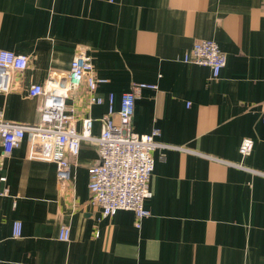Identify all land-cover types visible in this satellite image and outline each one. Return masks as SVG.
Instances as JSON below:
<instances>
[{"label": "crops", "instance_id": "0c3cea01", "mask_svg": "<svg viewBox=\"0 0 264 264\" xmlns=\"http://www.w3.org/2000/svg\"><path fill=\"white\" fill-rule=\"evenodd\" d=\"M200 39L227 56L218 78L181 60ZM0 49L29 57L0 93L6 120L37 124L41 98L30 86L66 75L84 49L106 80L96 92L105 101L89 104L85 84L68 96L77 130L92 117L99 135L108 94L117 113L133 83H151L158 88L140 91L132 130L158 128L166 145L153 152L150 215L138 228L134 211L104 217L91 202L95 144L70 156L61 185L37 135L27 132L9 156L0 139V264H264V0H0ZM245 137L254 148L242 158ZM62 224L69 241L58 238Z\"/></svg>", "mask_w": 264, "mask_h": 264}, {"label": "built area", "instance_id": "2783aa9c", "mask_svg": "<svg viewBox=\"0 0 264 264\" xmlns=\"http://www.w3.org/2000/svg\"><path fill=\"white\" fill-rule=\"evenodd\" d=\"M185 63L206 65L211 69V77L218 78L227 64V56L219 44L212 39L197 40L192 48L181 58ZM29 65V57L11 50L0 49V93H7L13 82V74ZM106 82L95 74L93 58L84 49L77 51L70 63V70L58 79H50L45 84L30 86L29 95L40 97V118L35 125H26L6 120L0 110V139L4 155L9 156L21 145L26 133L37 135L40 143L49 146L48 159L55 163L58 181L61 185L71 179L70 156L76 157L83 141L96 145L100 160L89 169V190L91 202L101 208L104 217L112 216L119 210H132L136 215V226L141 227L144 218L150 215L145 200L151 193L150 179L155 168L153 152L166 146L157 141L160 129L139 134L132 130L136 99L144 88L157 89L156 84L133 83L131 90L124 92L120 99V109L114 111L115 95L107 96L108 111L101 118L102 131L99 135L92 132L94 119H83L82 130L78 131L71 115L66 111L67 98L85 84L88 90L89 104H102L105 98L97 95L98 87ZM117 114V119L114 115ZM264 121V113H263ZM254 140L242 139L239 153L242 158L250 155ZM242 169L255 172L243 163H232ZM0 180L5 181L6 177ZM5 188L3 194H8ZM23 225L17 220L13 223V237L22 236ZM58 238L69 241L71 229L62 224Z\"/></svg>", "mask_w": 264, "mask_h": 264}]
</instances>
